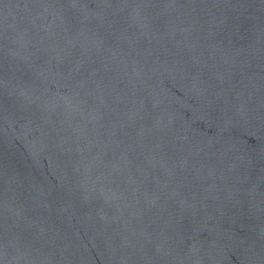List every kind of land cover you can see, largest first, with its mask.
<instances>
[{
	"label": "water",
	"instance_id": "95a60500",
	"mask_svg": "<svg viewBox=\"0 0 264 264\" xmlns=\"http://www.w3.org/2000/svg\"><path fill=\"white\" fill-rule=\"evenodd\" d=\"M0 264H264V0H0Z\"/></svg>",
	"mask_w": 264,
	"mask_h": 264
}]
</instances>
